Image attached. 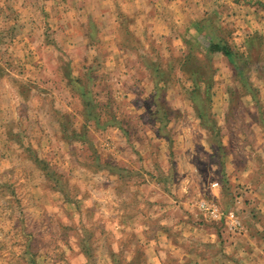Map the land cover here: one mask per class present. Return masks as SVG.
I'll return each instance as SVG.
<instances>
[{"label": "rangeland", "instance_id": "rangeland-1", "mask_svg": "<svg viewBox=\"0 0 264 264\" xmlns=\"http://www.w3.org/2000/svg\"><path fill=\"white\" fill-rule=\"evenodd\" d=\"M0 264H264V0H0Z\"/></svg>", "mask_w": 264, "mask_h": 264}, {"label": "trees", "instance_id": "trees-1", "mask_svg": "<svg viewBox=\"0 0 264 264\" xmlns=\"http://www.w3.org/2000/svg\"><path fill=\"white\" fill-rule=\"evenodd\" d=\"M210 49L211 50H216V51H223L224 54H226L227 56H231V51L229 49L223 48V46L220 43H216V42H211L210 44Z\"/></svg>", "mask_w": 264, "mask_h": 264}, {"label": "built area", "instance_id": "built-area-1", "mask_svg": "<svg viewBox=\"0 0 264 264\" xmlns=\"http://www.w3.org/2000/svg\"><path fill=\"white\" fill-rule=\"evenodd\" d=\"M217 184V183H216Z\"/></svg>", "mask_w": 264, "mask_h": 264}]
</instances>
